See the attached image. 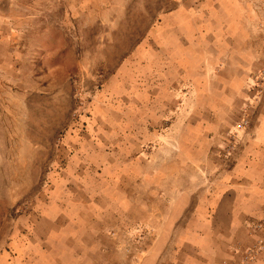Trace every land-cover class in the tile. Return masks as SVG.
I'll return each instance as SVG.
<instances>
[{
    "label": "rangeland",
    "instance_id": "1",
    "mask_svg": "<svg viewBox=\"0 0 264 264\" xmlns=\"http://www.w3.org/2000/svg\"><path fill=\"white\" fill-rule=\"evenodd\" d=\"M263 103L264 0H0V264H61L76 204L95 258L139 263L183 144L227 124L230 161Z\"/></svg>",
    "mask_w": 264,
    "mask_h": 264
},
{
    "label": "crops",
    "instance_id": "2",
    "mask_svg": "<svg viewBox=\"0 0 264 264\" xmlns=\"http://www.w3.org/2000/svg\"><path fill=\"white\" fill-rule=\"evenodd\" d=\"M236 86L228 88L241 94L242 87ZM205 122L199 124L197 147L189 145L196 140L183 144L182 160L186 166L170 169L181 177L171 179L172 185L164 194L166 209H159L160 205L155 209L151 204L153 230L140 248L143 256L135 264H237L239 256L234 247H246L253 241L250 223L264 217V103L237 138L230 161L209 155L211 145L222 140L217 136L211 140L207 134L209 130L221 132L227 124ZM189 163L204 166L205 176L198 174L202 184L198 178L197 183L190 184L189 168L193 166ZM76 207L71 217L76 231L61 264H110L94 257L105 255L107 260L110 248L93 245L96 237L94 231L87 229L92 222L88 207ZM26 256L27 260L20 259L17 264L51 261V256L38 247L26 248L24 259ZM256 264H264V253Z\"/></svg>",
    "mask_w": 264,
    "mask_h": 264
},
{
    "label": "built area",
    "instance_id": "3",
    "mask_svg": "<svg viewBox=\"0 0 264 264\" xmlns=\"http://www.w3.org/2000/svg\"><path fill=\"white\" fill-rule=\"evenodd\" d=\"M248 120H243L239 126H245ZM251 233L254 235L253 241L246 247L235 246L233 251L239 256L237 264H256L260 255L264 253V217L250 223Z\"/></svg>",
    "mask_w": 264,
    "mask_h": 264
}]
</instances>
